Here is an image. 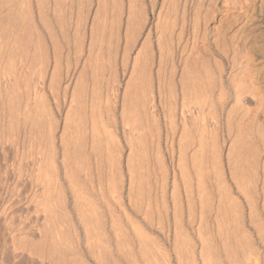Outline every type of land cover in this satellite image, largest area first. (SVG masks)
Instances as JSON below:
<instances>
[{"label": "bare ground", "instance_id": "6f19581e", "mask_svg": "<svg viewBox=\"0 0 264 264\" xmlns=\"http://www.w3.org/2000/svg\"><path fill=\"white\" fill-rule=\"evenodd\" d=\"M37 1L38 14H36L39 20L35 18L41 22V25L43 24V28L40 27L42 31L40 34L36 35L39 37V43L42 44V47L44 46L41 52V62L39 63L41 68L39 66L40 69L39 71L37 70V75L39 74L37 83H31L28 79V72H32L30 70L32 69L30 61L33 56L31 45H25V49H21L22 52L20 53L16 52L20 49V47L19 49L17 48V45L20 46L23 43L18 44L21 42L20 39H22L23 36H20L16 29L8 31L9 26H6L7 30L0 29V104L2 109H0V152L2 153V158L0 157V187L6 188V193L8 196L10 195V199L3 205L4 211L6 210L5 207L8 205L10 207L11 205L13 206V204L15 205V203H21V201L23 202L25 200L29 202V204L26 203L28 205L31 203L36 204L35 206L44 213L43 227L41 229V225H38L40 229H38L37 232L41 233L48 228L51 232L49 239L58 245L61 241L59 231L51 227L52 223L56 220L57 213H59L55 211L60 209H57L56 205L59 207L61 204L63 207L61 209L64 210V213H68L67 210L69 208L67 209L68 200L65 194L66 191L63 190L64 184L60 174L61 169L58 166L57 158L53 155V150L59 145L63 146L62 166L64 169L62 168V170H64L65 177L71 176V174H69V159L72 154L70 151L72 150L77 156L85 155L87 157L91 156L94 159H104L107 155L109 159L114 158L113 156L116 149L113 151L110 146L114 144L113 146L115 148L116 146H118L117 149L121 148V143L123 141L120 140L122 138H119L121 136L118 132L120 129H122V132H120L123 133V139L128 147V155H132L135 152V143L140 142L141 144V142H143L142 135L146 131H144V128L147 127L149 119L152 117L153 121H155L156 114L163 108L162 111H166L164 109H167V111L170 112V126L168 128L169 130L167 129L165 138L168 139L169 137L173 141L177 139L180 146V154L177 157L179 165L178 173L176 170L172 169V174H170L165 168L162 175L163 177L160 179L156 177L158 181H161L163 178V181L159 182V184L162 185V187H160L161 193L164 196L169 194L168 198L171 195V200L173 202L172 207L175 211L177 209L179 210L181 207L177 206V204L181 203L179 200L183 198L182 196L184 194L181 196L183 188V192L185 193L184 196H186L188 204L191 202L194 204L196 202V200L194 201L195 197H198L201 201L198 203H202L201 210L199 207L200 205L198 204V206L195 203L194 206L197 205L200 212L198 215H195L194 211L192 212L189 210V213H191L190 216L188 215L189 221H191L190 223L197 222L199 225L212 220L216 222L218 226L216 234L218 239H216L218 241L217 246L222 248V250L224 249L223 252L225 248L228 249L227 247H229V252L231 249L234 252L233 248H237V246L234 247L233 245H236L240 240H245H242V238L247 239V245L245 244L248 247L246 255L244 253V247L242 248L243 244H240L241 241L238 244L242 245L241 249L244 250H240V246L237 244L239 246L237 249L245 255H240L244 258L242 261V258H240L242 263H240L239 260L233 259L234 256L232 257L230 254L229 257H232L230 259V261L232 260L230 262L231 264L232 262L233 264H264V128L261 124L259 125L261 128L259 127L258 129L257 127L258 131L255 130L258 133L255 134L258 135V138H256L259 139L260 145L253 153L251 163V166L254 165V178L251 180L248 179L247 181L242 179L237 180L238 195L234 194L231 186L226 180L230 174L234 177L237 173V177H239V161H241L242 158L240 154H237V145L239 143L241 144L242 141L240 140V135L237 134L238 132L236 134L234 133L231 123L234 125V120H237L234 119L232 120L233 122L231 121L233 114L235 117L239 116L240 119H246L252 114L248 116V114L252 112L254 105L252 106L247 103V97H249V100L254 101L256 104L254 108H257L256 115L253 114L254 116H250L253 120L251 121L247 118L250 120L249 123L251 122V125L254 121L253 117H255V121L257 120L256 122H258V117H260L258 113L264 111V92H262L263 90H261L260 85H258L257 74L253 72V69H255L254 62H256L260 50L264 49V0H111L113 2L111 3L112 7L110 5L108 6L110 0ZM219 1H221V3L223 2V4L230 3L231 11H229L232 12V18L230 20V25L226 29L224 28L225 30L218 28L217 35L213 34L214 37L210 39V22H214L215 17L218 16L216 13H218L217 10L220 6ZM25 3L27 6L23 5L25 8L21 10L23 12L22 16L24 12L27 11L31 14L29 16L34 18L35 15L33 16V13L36 11L34 12L33 10V4L30 0H28V3ZM108 8L112 9L111 13L116 9L115 11L118 13V19L114 17L115 20H117L116 26L113 24L115 21L114 19L111 23L115 28L117 27L115 29V34L113 31V34L116 35L115 41L113 42L112 39H110L114 35H111L109 38L112 44L114 43L113 45L115 48L112 44L108 43L110 44L108 45V50L109 46L113 47V51L109 50L110 53H112L108 61L113 62H110V64L107 62L109 65L106 66L101 64L102 62H100V59L102 57L100 58L99 56L100 54L101 56L103 55L102 52L104 49L102 50V46L104 47V45H102V42L104 39L101 37L104 33L102 32L101 36H97L100 34L97 27L98 25H102L100 27H103L104 30L105 26H108V21L105 20V18L107 19V17L111 15L107 13L110 11ZM154 13H156V22H153V24L150 20V14ZM22 18L23 17H21V19ZM21 19L20 24H16L15 22V24H12L13 27L17 26L23 30L27 27V24L31 26L29 22H26L27 24L24 25V21ZM32 20L33 27L35 29L37 28L35 31H38L39 27L36 23L37 21L34 19ZM109 28L112 29L113 26L109 25ZM167 30L170 33V38L169 42L164 44L163 36ZM244 32L245 34H242ZM79 37L81 39L80 41H78ZM104 38L106 39L105 35ZM214 46L229 60L230 64L229 71L225 74L226 69L224 68V64L220 63L219 66H217V68L219 67V72L216 71L218 73H216L218 75L217 77L213 72H211L213 74L209 73V69L211 70L212 68L208 69V67H210L209 65H211H208L209 60L205 61V59L203 60L204 62L201 61V59L205 58L204 55L206 53L213 55L211 48H215ZM111 47L110 49L112 50ZM14 49H16L14 55L19 54L18 56L15 55V58L12 56ZM256 67H258L257 63ZM203 70H205L206 72L204 73L208 75L202 74ZM211 71H213V69ZM259 74H261V72ZM120 76H125L126 79L121 92H119V85H116V82L119 83L121 81ZM225 78L230 79L231 82L229 85H226L227 79ZM113 80L116 81L113 83ZM21 82L23 83V87L20 86ZM49 95H52L53 102L59 114H63L62 120L56 118L53 113L54 111L52 112V104L49 101ZM102 95L104 96L102 97ZM102 105H106L108 113L106 109L104 110L107 115L104 114L105 112L103 113V111H101ZM216 105L221 107L220 110H222L224 114L226 113L224 118L225 123L227 121L225 125L228 129V142L224 135H222V138H220L217 133V135H212L213 138L211 134V137L207 136L209 133H212L209 131L211 128L206 135L207 129L204 122L206 119L205 115H207L206 111L209 110L211 116V113H213L212 111H215L214 108H216ZM217 108L216 110L219 109ZM215 112L217 113L212 115L215 116L218 114V111ZM218 116L220 118L218 120L222 124L223 114L221 116L218 114ZM206 117L207 119L211 118L208 116ZM212 118L208 120L212 121ZM263 118L262 116V119ZM244 119L240 120V122L246 121ZM212 122L209 123L213 125L214 123ZM218 122L216 127L220 125ZM238 123L239 120L236 122L237 127ZM249 123L246 125L248 126ZM206 124H208V122ZM244 125L239 123L238 128L244 129V127H246ZM209 127L207 125V128ZM193 128L199 130L196 135L193 133ZM254 128H256V126ZM192 133L194 136H192ZM43 134L46 136L45 139L49 140L51 144V151L46 153L47 155L42 151L41 139L43 140ZM249 134L251 135V133ZM253 135L252 137L255 138ZM161 136V133L157 130L156 137L153 136V138L155 137L154 139H156L155 143L157 142L160 145V141L162 140ZM208 138L213 140L212 146L209 143V146H211L210 150L206 151H210L209 154L211 156L206 153L208 156L207 159H204L202 158L204 155L203 152H205L207 148L209 149V147L206 148L205 146L206 141H209ZM257 139L255 140L257 141ZM191 140L194 141L193 147H195V150L191 151L192 148L190 150L191 152H189L187 151L188 146H186V144L191 145ZM220 140L223 141V146L220 144ZM187 141H189V144ZM72 146L76 149H72ZM203 146L206 149H204ZM142 147L144 148L145 145ZM121 149L116 151L117 154L115 155L120 156V152H122L124 148ZM145 149L146 148H144V150ZM158 149L160 148L158 147ZM42 153L46 157H42ZM235 153L237 154V158H235ZM158 154L160 153L158 152ZM174 154L175 153H173V155ZM120 157H122V155ZM192 167L197 174V188H195L196 185H194L193 182V176H195V174L193 173L194 175H192ZM129 168L131 169L130 166ZM211 171L214 172V177L218 179H216L219 181L218 184L215 183L216 180L212 182L214 177ZM132 172L131 169V176L127 178L130 180H128L130 187H132L134 183L132 181V177L134 178ZM70 179L72 180V178ZM70 179L69 184L73 188L72 194L74 195V202L72 203L74 208H77L76 211L78 210L79 213H77L81 217V220L85 222L87 218H92L94 221H98L100 216L99 213L104 212L98 213V211H100L99 209L97 210L98 203L95 204L91 201L94 199H91L87 195L88 191L84 192V189H81L79 183H77L79 186L78 188L76 182ZM147 179L148 178L145 180V182H148L147 187L149 186L154 189L153 186H150ZM9 180L10 184L8 185ZM122 180L124 181L123 178ZM153 181H155V179ZM122 182L121 185L125 181ZM25 183L29 184L28 187L31 189H29L31 194L30 197L27 196L28 194H25V199H21L27 189L22 191L23 194L21 195L20 192L16 194V191H21L22 189H18L24 186ZM212 183L219 185V190L217 189L219 192L215 195L212 190H209L211 188L213 189L215 185L213 184L212 186ZM26 186L24 188H28ZM101 186L102 185H100V188ZM102 188V190H105L104 187ZM110 188L113 190L112 194L110 193L112 198L113 193H116L114 195L115 198H113L117 199V203H115L116 207H119L118 210L121 208L124 212L123 215L127 217L126 220L128 219L127 222L129 220L131 222L130 227L133 226L131 228L134 232L140 237L143 243H146L149 236L139 228L137 222H134L136 218H132L133 215L130 216L131 212L140 211L139 209L136 211L137 208L140 207V209H142V203L138 202L136 205H141L138 207L132 206L137 202L136 200L135 202L133 201L134 204L131 206L136 207V209L128 213V206L126 208L127 203L125 204L123 201L124 191H121L122 187L119 189L120 191L118 188L115 189V187L113 188L112 186ZM153 189L151 190L153 191ZM156 189L154 190L158 191V188ZM102 190L100 191L101 194L104 192ZM128 190L131 191L130 189ZM54 191H56L55 194H53ZM150 191H147L149 194L147 204H151L150 200L152 199V195ZM132 194L133 193L129 192L126 196H129L130 204L132 200H134ZM14 195L17 196L15 197ZM242 195L243 200H245L244 204L239 200V196ZM18 196L20 198H18ZM180 196L182 198H180ZM105 197L107 196L105 195ZM163 198L166 199V197ZM105 202L103 201L102 203H104L105 206L110 204V207L112 206L111 208L113 209L114 206L111 205L110 200L109 203ZM149 204L147 206H149ZM164 204L165 203H163L162 208ZM167 204H165L164 209H166L165 212H163L168 219V217L170 218L168 208H170L171 204L169 206ZM110 207L109 211L111 210ZM148 208L150 209V207ZM121 210L118 211L119 214H121ZM192 210L196 211V209ZM174 212L171 214L174 215ZM109 213L112 222H119V226L117 224L115 230L116 235L119 237L123 236L124 229L122 230V228H120L122 218L118 219L117 216L119 214L116 216L115 210L114 212L111 210ZM37 214L38 213H36V215ZM142 214L146 215L147 210L146 213L143 212ZM165 214H159L158 222L160 220V215L165 216ZM123 215L122 217H124ZM134 215L136 216V213ZM148 215L150 216V213L146 215L145 219H147V217L150 218ZM38 216L39 215H37V217ZM175 216L177 218V215ZM180 217L183 219V214ZM181 218L178 217L179 220H177L174 217V221H181ZM185 219L187 220V217ZM25 220L27 221V219ZM29 220L31 219L29 218ZM13 221L14 220H12V224ZM151 221H153V219ZM163 222L161 221V224ZM37 224L39 223L37 222ZM26 226L24 224L20 227L21 231H19L23 233ZM17 230H12V236L10 237L12 241H9L12 248L10 245L11 249H7L9 250V254L7 253V262L9 264L20 262L27 254L24 252L23 249L25 248L21 246V243L20 245L16 243ZM39 230H41V232ZM162 230H164V228H162ZM19 235L20 234H18V236ZM22 235H25V233ZM41 236H43L42 233ZM147 246L146 244L144 248L150 250ZM237 249L235 250V256L237 255ZM239 250L238 252H240ZM241 252L238 253V257H240L239 254H241ZM24 253L26 254L24 255ZM41 254V256H39V254L37 257H41L42 262L39 261L44 264L48 257L44 256L43 253ZM36 255L37 252L34 254L35 259H37ZM35 259L31 258L30 260L33 261ZM234 260L236 263H234ZM5 261H3V263ZM237 261H239V263Z\"/></svg>", "mask_w": 264, "mask_h": 264}, {"label": "rangeland", "instance_id": "374dc122", "mask_svg": "<svg viewBox=\"0 0 264 264\" xmlns=\"http://www.w3.org/2000/svg\"><path fill=\"white\" fill-rule=\"evenodd\" d=\"M30 1L33 4L34 12L36 11L35 13H33V16L35 15L34 18L29 16L31 14H29L27 11L24 12V14L22 16L23 12L21 10H24L25 6H27V4L25 2L28 3V0H0V26H1L0 29L1 30H4V29L7 30L6 26H9L8 31H11L12 29H16L19 32L20 36H23L24 39L23 38L20 39L21 42L18 43V44H21L23 42L24 46H23V43L21 44L22 46L21 45L20 46L17 45L18 46L17 48L19 49V47H20V49L19 50L17 49L18 51H16V52L20 53V52H22V50L25 49L24 47H26L28 44L31 45L33 56H32V59L30 61V64L32 65L31 66L32 69H30V70L32 72L31 71H30L31 73L28 72L29 76L28 75L27 76H28V79L30 80V82L35 84V83H37L38 77H39L38 76L39 74L37 75V73H38L39 69L41 68V65H39V63L41 62V58H42L41 52H42V49L44 47V46L42 47V44L39 43V41H38L39 37L36 34H40V32L42 31V28H43V24L41 25V22L38 21L39 20L38 19L39 17L37 15L38 14L37 13L38 1L37 0H30ZM109 2L110 3H108V6L109 5L111 6V3H113V2L111 0ZM222 4H223V2L221 3V1H219V5L220 6L218 5L219 6L218 10H217L218 13H216V15H218V16L215 17L214 22H210V27H209L210 28V39H212V37H214L213 34L217 35L216 33H217L218 28L221 29V30H225L230 25V20L232 18V12H230L231 11V5H229L230 4L229 2L226 3L227 5L225 3H224L225 5L224 4L222 5ZM23 5H25V6H23ZM147 6H149V5H147ZM109 9L110 8H108V10ZM111 10L112 9H110V11L107 12V13H109L111 15L108 14L109 16L107 15L108 16L107 19L105 18V20H107L109 22V23L107 22L108 26L106 25L105 29L103 30V27L102 28L100 27L102 25H100V26L98 25L97 29H98V32L100 34L99 33H98L99 35L96 34L97 36H101L102 32L104 33V34H102L103 36L101 37L102 39H104L103 42H102V45H104V47L102 46V50L104 49L103 52H102L103 55L101 56V54H100L99 56H100V58L102 57L100 59V62H102L101 64H104L106 66L109 65L110 62H113V61H108V60H110L109 57H110V54L112 53V52L110 53V51H113V47H114V45H113L114 43L112 44V41L113 42L115 41V36H116L114 34L116 33L115 29L117 27L115 28V26H116V21L117 20H115L114 17H116L118 19V13L115 11L116 9H114L115 12L113 11V13H111ZM20 13H21V17H23L22 18L23 20L20 17ZM112 14H114V15H112ZM154 14H150V20L152 21V23L156 22V13H154ZM26 15H27V17H26ZM24 17H26L27 19L24 18ZM30 17L37 21L36 23H37V25L39 27L38 29L40 30V31L38 30L39 33H38V31H35L37 28L35 29L33 27V25H32L33 20ZM20 19L22 21H24L23 22L24 25L27 24L26 22H29V24L32 27L28 26V24H27V27H25V29H23V30H21L17 26L13 27L12 24H15V22H16V24L17 23L20 24ZM113 19L115 20L113 22V24H115V26L111 25ZM31 20H32V22H31ZM170 21H168V22H170ZM38 22H39V24H38ZM109 25L113 26V28L110 29ZM40 27H42V28H40ZM89 28H90V24H89ZM113 31H114V34H113ZM35 32H37V33H35ZM245 32L242 33V34H245ZM104 35L106 36L107 41L104 38ZM111 35L112 36L114 35V36L112 38H110ZM240 35H241V33H240ZM109 38L112 39V41L109 40ZM169 38H170V33L167 30V31H165L164 36H163L164 44H167L169 42ZM80 40L81 39L79 37L78 41H80ZM108 43L112 44V46H113V47L109 46V50L110 51L108 50V45H110ZM21 47H23V48H21ZM110 47L112 48V50L110 49ZM15 50L16 49H14L13 52H12V56H14L13 58H15V55H16V54L14 55V53H16ZM211 50L213 51V55L214 56L211 55L210 53H206L204 55L205 58L203 57L204 59H201V61H203L205 59H206L205 61L209 60L208 61V65L209 64H211V65H209L210 67H208V69L211 68V67H212L211 70L213 69V71H211L209 69V73L210 74L214 73L216 75V77L218 76L217 75L218 73L216 71L219 72V67L217 68V66H219L220 63L224 64V68L226 69V71H225V74H226V72H228L229 68H230L229 60L221 52H219V50L216 47L215 48H211ZM18 55H16V56H18ZM206 56H208L209 58L206 57ZM103 59H104V63H103ZM254 63H255V69H253V72H255L257 74L258 80H260V81L257 80L258 85H260L261 90H263L262 92H264V77H263L264 76V69H263L264 68V49L260 50V52H259V54L257 56L256 62H254ZM256 63H257L258 67H256ZM213 65H214V67H213ZM39 66H40V68H39ZM204 72H206V71L203 70L202 74L208 75L207 73H204ZM211 72H213V73H211ZM258 72L259 73L261 72V74H259ZM120 77H121L120 78L121 81L119 82L120 84L118 82H116L117 84L115 83L116 85H119V87H120V91L119 92H121L123 90V86H124V84L126 82L125 81L126 80L125 76L124 77L120 76ZM225 79H227L226 80V85H229V83L231 82L230 79H228V78H225ZM114 81H116V80H113V83H114ZM20 86L23 87V83L22 82L20 83ZM103 96L104 95H102V97ZM248 98L249 97L246 98V101H248L247 103L251 104L252 106L254 105L253 108H252L253 109L252 112H250L248 114V116H249L252 113L250 115L252 117L253 114L256 115L257 108L256 109L254 108L256 106L254 101L253 100H249ZM49 99H50L49 100L50 103L52 104L51 108H52V112L54 111L53 113L55 114V117L59 118L60 120H62L63 114H59V112L57 111L58 109H57V107H55L56 105L53 102L52 95H49ZM217 107H218V105H216V108ZM53 108H54V110H53ZM106 108H107L106 105L105 106L102 105L101 106V109H102L101 111H103V113H104L105 112L104 109H106ZM216 108H214V110L218 111V114L220 116L223 114V117H222L223 121H221L222 124L218 120V119H220L218 114L215 115L216 117L214 115H212V114H216L217 112L212 111L213 109L210 110V111L213 112V113H211V116H210V112H209V110H207L208 112L206 111L207 115H205L206 119L204 121L205 125H206V129H207L206 130V135H207V133H209V131L212 132V133H209L207 136H210V134L212 136V135L217 133L219 135V137L222 138V135H224L226 137V141L228 142V139H229L228 138V134H227L228 133V129H227L226 125H225V124H227V121L225 123V118H224L226 116V113L224 114V112H222V110H220L221 109L220 106L218 107L219 109L217 108L218 110H216ZM0 109H1V104H0ZM162 110H163V108H161L159 113L156 114V120L155 121H153L152 117L149 119V121H148L149 123H147L148 124L147 127L144 128V131L145 130L146 131L142 135L143 136L142 137L143 138V140H142L143 142H141V144H140V142L139 143H135V146H136V147L134 146V149H135L134 151L135 152L133 151L134 153L132 155H128V147H127V144H125L126 143L125 140L123 139V137H124L122 135L123 133H121L122 129H120L118 132L122 136L121 137L119 135L120 136L119 138H122V139H120V140L123 141V142L121 141L123 143V144L121 143V148L123 147L124 150H122L123 148L122 149L121 148L117 149L118 146H116V148H115L113 146L114 144L110 146L111 150H113V151H115V149H116V151L121 149L122 152H123V153L120 152L122 157H120L121 155L120 156L115 155V154H117L116 151H115V154L113 156L114 158L109 159V158H107V155H106L104 159L99 158V159H101V160H99L98 158L94 159L91 156H89V157H87L85 155L77 156V154L75 155L73 153V150L70 151L73 154L72 155L70 153L71 155H70V159H69V172H70L69 174H71L70 177H65L64 170H62V168H63V166H62L63 165V163H62L63 162V158H62L63 146L59 145L57 147V145H56L57 148L53 150V155L57 158V161H58V164H59L58 166L61 169L60 170V174H61V177H62V182L64 184L63 185V187H64L63 190L66 191L65 192L66 198L69 201V202L67 201V204H68L67 205L68 206L67 209L69 208L67 210L68 213H64V210L61 209V208H63L61 204H60L61 206L59 205V207H58V205H56V208L57 209L60 208V209L55 211V212L58 211L59 213H57L58 215L56 214L57 215L56 216V220L52 223L51 227H53V228H55L56 230L59 231L61 241L59 242L58 245L53 243V241H51V239H49V237H50L49 235H50L51 232L49 231L48 228H46L45 230L43 229L44 230V231L42 230L43 232H41V230H39L43 234V236H41V233L37 232V230L40 229L39 228L40 225H41L40 226L41 229L43 227L42 224H44V222H43L44 213L42 211H40L37 206H35L36 204L31 203L30 205H28L29 202H26V200H25L23 202L21 201V203L20 202L19 203H15V205L13 204V206L11 205L10 207L8 205L7 206L8 208L5 207L6 210L4 211L3 205H4V203L7 202L8 199H10V195L8 196V194L6 193V190H7L6 188L0 187V264H4V263L7 264L8 263L7 262L8 261L7 253L9 254V250L12 248V245H11V243H9V241L10 242L12 241L11 240L12 238L10 239V237L12 236L11 233L13 232L12 231L13 229H16V230L18 229L17 232H16V235H17V238H18V240L16 238V243L18 245H20V243H21V246H23V248H25V249H23L24 252L27 253V254L24 253V255L26 254V256H24L25 259L23 258V260H20V262H17L16 264H33V262H34V264H37V263L42 264V263H40L42 258L41 257H37L39 254H40L39 256H41L42 255L41 253H43L44 256H47L48 259L50 260L49 261L48 259H46L48 261L45 260L44 264H46V263H48V264H219V263L220 264H231L230 262L232 260L230 261V259L233 256H234L233 259L240 261V258H242L241 259V261H242L244 258L241 257L240 255L245 256L246 255V250L248 249V247L246 246L247 245L246 243L248 242L246 238H242V240L245 239L246 241L245 240H243V241L240 240L241 242L239 241L240 244L241 243L243 244V246L238 244L239 242L237 243L240 246V248H239L240 250H244L245 249V251H244L245 255L239 249H237L239 247L237 244L233 245L234 247L237 246V248H233L234 252L231 249L233 254L231 253V251L229 252V247H227L228 249L225 248V251L223 252L224 249L222 250V248L217 246L218 245V243H217L218 239H217V235L216 234H217L218 226H217L216 222H213V220H212V221L207 222V223L202 224V225H199L197 222L190 223L191 221H189L188 217L191 215V213H189V212L190 211H192V212L194 211V214L198 215V213L201 210L202 203L201 204L198 203V202H201L198 197H195L194 201L196 200L195 203L197 205L198 204L200 205V206L198 205L200 207V210L198 209L199 207L197 205L194 206L195 203L192 204V202H191L190 204H188V202H187L188 200H186L187 198H186V196H184L185 195V193L183 192L184 188L183 189L181 188L182 189L181 196L183 194L184 195L182 196L183 198L180 196V198H182V199L179 200L182 204L178 203L177 206H181L182 208L180 207L179 210L178 209L176 210L177 211L176 212L175 209H173V207H172L173 202L171 200L172 199L171 195H170L171 198L170 197L168 198V195H169L168 193H167L168 195H166V196H164L161 193L162 191H160L161 190L160 187H162V185L159 184V182H162L163 178L161 179V181L160 180L158 181V179L163 177L162 175H163V173L165 171V168L168 170V172L170 174H172V171H173L172 169L176 170L177 173H178V171H179V167L178 166L179 165H178V158L177 157L180 154L179 153L180 152V150H179L180 146H179V142L177 141V139H174V141H173L169 137H168V139L165 138V134H167V129L170 126V124H169L170 112H168L167 109H164L166 111H162ZM106 112H107V109H106ZM106 112L104 114L107 115L108 112L107 113ZM263 112H261V113H263ZM220 113H222V114H220ZM261 113H258V115L260 116V117H258L259 118L258 122H256L257 121V120L255 121L256 118L253 117L254 118V121L252 123L253 126L250 124L251 122L249 123L250 120L251 121L253 120L252 118H250V116L247 117L250 120H248L247 118L246 119L243 118L244 120H246V121H243L245 125L243 124V122H240V120H243V119H240L239 116L235 117V115L233 114V117L231 118V121L234 120V119L237 120V121L234 120V123H235L234 125H233V123H231V124L233 126L234 133L236 134L238 132L237 134L240 135V140L242 141L241 144L239 143L237 145V154H240L242 156L241 161H239L240 162L239 177H237L238 175L236 173L234 175V177L230 174V176H228L226 178L228 184L231 186V189L233 190L235 195H238V191H237V180L238 179H242L244 181H247L248 179L251 180V179L254 178V176H253L254 175V169H253L254 165L251 166V163H252L253 153L255 152V150L260 145V143L258 141L259 139H257L258 135H256L255 133H257V131H258L259 127H260L259 126L260 124L264 128V118L262 119V116L264 117V113L263 114H261ZM206 116L211 117V118L213 117L212 118L213 122L211 120H208V119H211V118L207 119ZM238 120H239L240 124L246 126V127H244V129L243 128L242 129L238 128L239 127V123H238V127H237L236 122H238ZM207 122H208V124H206ZM209 122H212L214 124L212 125ZM217 122L220 124L219 125L220 127L217 126L218 129L216 127V125H218ZM223 122H224L225 126L223 125ZM247 123H249L250 126L249 125L247 126L246 125ZM207 125H208V127L209 126L210 127L207 128ZM221 126H223V127H221ZM255 126H256V128H254ZM241 127H243V126H241ZM257 127H258V129H257ZM210 128H211V130H209ZM165 129H166V131H165ZM157 130L162 135L161 136L162 140L160 141L161 142L160 145L157 142L155 143L156 139H154L156 137ZM192 130H194L193 133L195 135L199 131L196 128L195 129L193 128ZM255 130H257V131H255ZM193 133H192V136H194ZM249 133H251V135ZM252 135L255 136V138L252 137ZM153 136H155V137L153 138ZM45 137L46 136L44 135L43 136V140L41 139V143H42V151L46 154V153H49L51 151V149H50L51 148V144H50L49 140L45 139ZM209 138H208V140L211 141V142L206 141V143H205L206 148L209 147V149L208 148L206 149L203 146V148L206 149L205 152H203L204 155H203L202 158H204V159H207L208 155L211 156L209 154L210 151L206 152V151L210 150V148H211V146L213 144V140L209 139ZM212 138H213V136H212ZM152 139H154V140H152ZM191 139H193V138H191ZM255 139H257V141ZM170 141H173V142H170ZM191 141H190V144L192 145V143L194 141H192V143H191ZM188 142L189 141H187V143ZM142 143H143V145H145V147H144V148H146L145 150L142 147L143 146ZM209 143H210L211 146H209ZM156 144H158L159 146L156 145ZM207 144H208V146H207ZM220 144L223 146V141L222 140H220ZM191 145H187L186 144V146H188L187 147V151H189V152L195 150V147H193L194 143H193L192 146ZM158 147L160 149H158ZM224 147H225V145H224ZM72 149H76V148H73V146H72ZM78 150H79V148H78ZM143 151H145L147 154L145 152H143ZM172 151H173V153H175L174 155H173ZM158 152L160 154H158ZM206 153L208 155H206ZM237 154L235 153V158H237ZM42 155H43V153H42ZM205 155H206V157H205ZM0 157L2 158V153L1 152H0ZM42 157H46V156L43 155ZM210 162H211V160H210ZM129 166L131 167V169L133 171L132 173H133V176H134V178L132 177V181L134 182L132 184L133 185L132 187H130V184H129L130 180L127 179V178H130V176H131V173H130L131 169L129 168ZM193 169L194 168L192 167V170ZM193 171H192V175L195 174V176H193V182H194V185H196L195 188H197V182H196L197 181V178H196L197 174H196L195 171L194 172ZM212 173H213L212 175L214 177V172H212ZM156 177L158 179H156ZM70 178H72V180ZM122 178L124 179L125 182L126 181L127 182L125 183L122 180ZM146 178H148L147 181H149L150 186H153L154 189L158 188V191H160V192L156 191L157 189L154 190L153 188H150L148 186L150 188V190L153 189V191L152 190L150 191L149 188L147 187V183L148 182H145ZM179 178H180V176H179ZM214 178H213L212 182H214V180L217 179L216 177H214ZM69 179L71 181L74 180L76 182V185H77V183H79V186L81 187V189L82 190L84 189L83 190L84 192L88 191L87 195L91 199H94V200H91V201H93L95 204H97V203L99 204V205L97 204V206L99 208L96 206L97 210L98 209L100 210V211H98V213L99 212H104V213H99L100 216H99L98 221H94L92 218H87L85 220V222L81 220V217L78 214L79 213L78 210L76 211L77 208L76 207L74 208V205L72 203V202H74V200H73L74 199L73 198L74 195L72 194L73 188L69 184L70 183ZM154 179H155L156 183H155V181H153ZM150 181H151V183H150ZM216 181H215V183L218 184L219 181H217V182ZM25 182H27V181H25ZM121 182L123 183L122 185H121ZM152 182H153V185H152ZM215 183H212V186ZM9 184H10V180H9L8 185ZM128 184H129V186H128ZM157 184H159V185H157ZM100 185H102L101 188L104 187L105 190H102L103 188L101 189ZM156 185H157V187L155 188ZM25 186L28 187L29 184L25 183V185L22 186L23 188L20 187L18 189V190L22 189L21 191H16V194L20 192V195H21V194H23L22 191L27 189L24 192V194L22 195L21 199H25V197H26L25 194H28L27 195L28 197H30V194H31V192H29L31 190L30 187L24 188ZM79 186H78V188H79ZM111 186L113 188L115 187V189L118 188V190L121 189V187H122L123 190L121 189V191H124V193L122 192L124 194L123 195V201H124L125 204L127 203L126 208L128 206V208H127V211L129 210L128 213H130L131 210L133 211V210L136 209V207H132V206H137L138 207V206H141V205L140 204L136 205V204L138 202L142 203V206H141L142 209H140V207L136 209V211H138V209H139L140 210L139 212H141V210H142V212L139 213V212L133 211V213L131 212L130 216L133 215L132 218H134V217L136 218V220L134 222H137L139 228L143 232H145L147 234V236H149V238L147 239L146 243H143L141 241L140 237H138V235L134 232V230L131 228L133 226L130 227L131 222H130V220L128 221L129 223L127 222L128 219L126 220L127 217H126V215L125 216L123 215L124 212L121 210V208H120V210H121L120 213L124 217H122V215L118 213V211H120V210H118L119 207L118 206L116 207V204H115V203H117V199H113V198H115L114 195L116 193L115 192L113 193V198H112L111 194H112L113 190H111V188H110ZM132 188H133V190H132ZM128 189H130L131 191H129ZM213 189L211 188L209 190H212L214 192L213 193L214 195L217 194L219 192V191H217V189L219 190V185L215 184ZM101 190L104 191V192H102V194H104V195L101 194V192H100ZM118 190H117V192H118ZM147 191H150L151 193L150 192L149 193L152 195L151 196L152 199L150 200L151 204L148 203L149 206H147L148 205L147 201H148V197H149V194H148ZM55 192L56 191H54L53 194H55ZM129 192L133 193L132 195L134 197L133 198L134 200H132L131 204L129 203L130 202L129 196L126 197ZM161 194H162L163 197H166V199L163 198L161 196ZM101 195H102L103 198L101 197ZM105 195L107 197H105ZM14 196L16 197L17 195H14ZM18 198H20V197L18 196ZM106 198H109V199H106ZM239 198H240L239 199L240 202L242 204H244L245 200H243V195L239 196ZM163 199H164V201H163ZM167 199H170V200H167ZM109 200H110L111 205L114 206L113 209H112L111 208L112 206L110 207V204H109L108 206L110 207V209L113 212L115 210L116 216L119 214L117 216L118 219L122 218L121 219L122 222L120 223L121 224L120 228H122V230L124 229V231H123L124 235L121 236V237L117 236L116 235V231H115L116 228H117V224L119 226V222L118 223L117 222H112L111 217H109L110 216L109 212L111 210L109 211V207L107 205H106L107 206L106 207L105 204L102 203L103 201L104 202L106 201V202L109 203ZM135 200L137 202H135ZM133 201L135 202V204H134ZM112 202H114V203H112ZM162 202L167 204L168 206L171 204L170 208H168L169 209L168 210V214L170 213L169 214L170 218L168 217V219L170 221L166 218V214L164 213L166 208L164 209L165 204H164V206L162 208V205H163ZM26 203H28V204H26ZM118 204H119V202H118ZM132 204H134V205H132ZM157 204H158V206H157ZM187 205L188 206L191 205V206L188 207ZM148 207H150V209ZM147 208L149 209V213H150V216L148 215L150 218L147 217L148 220L145 219L146 215L149 214ZM190 208L196 209V211L192 210ZM146 210H147V214L143 215L142 213L143 212L146 213ZM171 210H173V211H171ZM6 212H7V214H6ZM134 212L136 213V216L134 215L135 214ZM172 212H174V215L171 214ZM180 212L183 214V219L180 217L182 215ZM36 213H38L37 214V215H39L38 217H37ZM160 213L163 214V215L165 214V216L160 215V220L162 222L165 221L162 224H161L160 220H159L160 223L158 222V219H159L158 217H159ZM177 213H179L181 215H179ZM172 215L175 217V219L179 220L178 219V217H179L182 220L180 219L181 221H178V222L176 220L174 221V217ZM175 215H177V218H176ZM151 216H152V218H151ZM186 217H187V220L185 219ZM29 218L31 220H29ZM38 218H40V219H38ZM11 219L14 220L13 221V224L15 223L14 225L12 224V220ZM25 219H27V221ZM32 219H33V221H32ZM149 219H151V220L153 219V221H151ZM37 220H39L40 222L37 221ZM37 222L39 224H37ZM157 222L159 224H161V225H159ZM24 224H25V226L28 225L25 228V230H27L28 232L24 230L23 233H21L20 232L21 231L20 227H22ZM36 225L37 226L39 225V226L37 227ZM159 226H162V227H159ZM162 228H164L165 232H164V230H162ZM29 231H30V233H29ZM24 233H25L26 236L22 235ZM36 233H38L40 235H38ZM18 234H20V235L18 236ZM24 236H25V238L26 237L27 238L23 239ZM146 244L148 245L147 247L150 248V250H147V249L144 248V246H146ZM10 245H11V248H10ZM6 246H7V248H6ZM241 246H242V248L244 247V249H241ZM3 249H4V252H3ZM7 249H9V250H7ZM236 249H237V255L235 256V254H236L235 250ZM238 250L241 252V254H239L240 257H238V253H240V252H238ZM1 251H2V253H1ZM36 252H37V255H36L37 259H35V257H34V254H36ZM29 253L32 254V255H30ZM230 254L232 255V257H229ZM27 255H28V258H27ZM2 256H3V258H2ZM44 256H42V257H44ZM30 257L34 258L35 260H33V261L30 260L31 259ZM39 258H41V259H39ZM27 259H29V260H27ZM3 261H5V262L3 263ZM51 261H52V263H51ZM239 261H237V262L239 263ZM241 261H240V263H242ZM234 263H236V261ZM232 264H233V262H232Z\"/></svg>", "mask_w": 264, "mask_h": 264}]
</instances>
